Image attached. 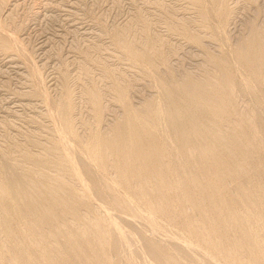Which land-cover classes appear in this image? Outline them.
<instances>
[{"label": "rangeland", "instance_id": "374dc122", "mask_svg": "<svg viewBox=\"0 0 264 264\" xmlns=\"http://www.w3.org/2000/svg\"><path fill=\"white\" fill-rule=\"evenodd\" d=\"M0 264H264V0H0Z\"/></svg>", "mask_w": 264, "mask_h": 264}, {"label": "bare ground", "instance_id": "6f19581e", "mask_svg": "<svg viewBox=\"0 0 264 264\" xmlns=\"http://www.w3.org/2000/svg\"><path fill=\"white\" fill-rule=\"evenodd\" d=\"M216 6V5H215ZM220 19V18H219ZM218 38V37H217ZM132 124V123H131ZM161 176V175H160Z\"/></svg>", "mask_w": 264, "mask_h": 264}]
</instances>
